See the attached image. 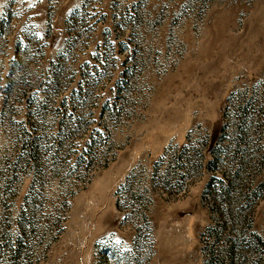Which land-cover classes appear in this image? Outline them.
<instances>
[{
    "label": "rangeland",
    "instance_id": "rangeland-1",
    "mask_svg": "<svg viewBox=\"0 0 264 264\" xmlns=\"http://www.w3.org/2000/svg\"><path fill=\"white\" fill-rule=\"evenodd\" d=\"M0 264H264V0H0Z\"/></svg>",
    "mask_w": 264,
    "mask_h": 264
}]
</instances>
